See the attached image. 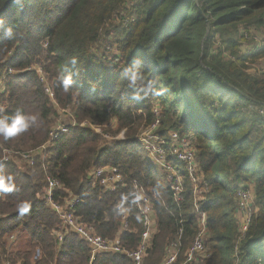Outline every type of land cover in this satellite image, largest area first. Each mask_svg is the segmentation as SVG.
Masks as SVG:
<instances>
[{
    "label": "trees",
    "instance_id": "trees-1",
    "mask_svg": "<svg viewBox=\"0 0 264 264\" xmlns=\"http://www.w3.org/2000/svg\"><path fill=\"white\" fill-rule=\"evenodd\" d=\"M126 5L129 19L117 29L115 63L104 62L94 46ZM263 26L264 0H0V75L7 68L20 73L0 96V118L17 110L38 117V126L25 133L0 136V175L11 176L15 186L0 192V264H133L121 254L91 261L88 246L72 233L58 243L61 220L43 205L49 180L60 186L54 202L78 199L79 221L126 251L141 242L134 186L142 188L155 229L141 264H163L176 241L174 264H181L201 217L209 257L189 264H264V74L246 73L264 60V45L239 51L244 33ZM34 68L49 79L54 103L73 118L51 141L58 128L54 106ZM66 77L73 81L67 91ZM155 120L169 144L170 131L193 144L196 185L168 158L184 182L179 202L137 142ZM75 121L98 128L114 122L117 138L106 143ZM34 150L22 165L15 163ZM3 151L10 152L6 163ZM103 167L121 176L113 192L87 179L91 169ZM239 188H249L253 198L243 235L235 223ZM12 236L17 239L10 243Z\"/></svg>",
    "mask_w": 264,
    "mask_h": 264
},
{
    "label": "built area",
    "instance_id": "built-area-1",
    "mask_svg": "<svg viewBox=\"0 0 264 264\" xmlns=\"http://www.w3.org/2000/svg\"><path fill=\"white\" fill-rule=\"evenodd\" d=\"M33 70H36L35 68ZM40 77L42 76L41 71ZM20 74L13 69L7 68L3 69L0 75V96L3 95L6 89V85L10 79L16 78ZM41 82V79H40ZM45 93L52 98V94L47 87H44ZM154 113L158 115L156 108ZM58 128L55 129V133H51V139H55L59 134H64L67 132L68 128L64 123L58 124ZM159 121L155 120L151 125L143 129L138 137L137 142L142 148V151L146 159L154 165L162 174L167 176L169 182V189L173 192L175 201L179 202L181 200V193L183 192V179L177 168L168 160L171 157L172 161L177 164H181L184 173L189 176L191 183L196 185V174L197 164L196 157L194 153V148L192 142L181 139L177 133L170 131L168 139L171 144L168 143L166 138L159 134ZM49 141V142H50ZM46 143V145L49 144ZM45 145V146H46ZM42 146L38 149L44 150ZM34 152H30L27 155H23L24 158L30 159ZM10 152L3 151V157L1 162L6 163L9 159ZM34 157V156H33ZM31 161V160H30ZM31 163V162H30ZM199 176V175H198ZM197 176V177H198ZM93 185H97L103 190L113 192L121 182V176L117 169L111 167L103 168H93L88 174L87 178ZM135 189L137 190V211L142 218V234L141 242L139 247L133 251H126L120 246L113 244L112 242L96 236L92 229L82 224L79 219L75 216L74 208L78 204V199H68L62 202H54L53 194L60 188L59 184L54 180H49L45 190V196L43 200V205L45 208L53 211L61 220V230L55 233L56 240L61 243L63 240V233H72L78 237L83 243H85L91 253V261L95 259L98 254H116L124 255L127 259H130L133 264H141L144 252L149 247V240L151 235L154 233V213L150 199L142 188L135 184ZM196 189V188H195ZM238 199L239 212L242 213L243 217L246 219L242 222L244 232L249 226L252 212L250 211V200L251 193L245 189L239 188L236 193ZM123 222L121 228L126 230L128 228L125 222V215L122 217ZM200 231L195 235L192 240L190 247L184 254V261L182 264H189L191 262H202L209 257V248L205 242V229L203 226V218H200ZM244 234V233H243ZM179 248V243L176 241L170 245L166 251V256L163 264H174L177 260V251ZM8 264V263H7Z\"/></svg>",
    "mask_w": 264,
    "mask_h": 264
},
{
    "label": "rangeland",
    "instance_id": "rangeland-1",
    "mask_svg": "<svg viewBox=\"0 0 264 264\" xmlns=\"http://www.w3.org/2000/svg\"><path fill=\"white\" fill-rule=\"evenodd\" d=\"M129 5H126L122 10L120 9L116 14H114L113 19L110 23H108L106 25V29L105 32L102 34V40L100 42H97L96 45L94 46V52H96V55H98V57H101L102 60L104 62H112L115 63L114 58L112 57L114 52H115V41L121 37V34L117 31L118 27L120 26V24L125 21L128 20L129 18L127 17V12L129 10ZM110 24H112L110 26ZM240 32L243 31V28L240 27L239 28ZM107 32V33H106ZM243 37V41L241 42V45L239 47V51H242L243 53H247L253 50H256L258 48H260L261 46L264 45V26L263 27H259V28H252V29H248L247 32L244 33ZM6 60V59H5ZM36 69V74L38 76V79H41V84L43 85V87H47L49 89V91L51 92V84L49 79L44 75V73H42V71L40 69ZM42 73V76L40 77V72ZM246 73L247 74H260L263 75L264 74V60H258L257 62L253 63V64H249L247 69H246ZM52 94V92H51ZM53 95V94H52ZM49 97V96H48ZM50 98V97H49ZM53 106H54V116H52L51 120L54 123V125H58L61 123H69V122H73V118L71 117V113H70V109H60L58 108V106L56 105V102L54 103V100H52L53 98H50ZM76 124H80L79 127H83L86 129H89L90 131H92L95 135H97L98 137L102 138L103 141H105L106 143H112L114 140H116V136L114 135V133L112 132L115 129V123L111 122L109 125L104 126L103 128H98L95 127L94 124L90 123V122H81L78 123L77 121H75ZM143 130V129H142ZM141 130V131H142ZM140 131V132H141ZM36 151V150H34ZM34 151H29V152H24V155H27L30 152H34ZM13 156V155H12ZM20 158H22V161H17L15 160V163H19L20 165L23 164V159H28V158H24L23 155L20 156ZM192 184V183H191ZM240 187H244L243 184H239ZM247 191H249L252 195V191L248 188L246 189ZM199 199V195L196 198V202ZM253 198L251 197L250 200V211L252 212L253 208H252V204H253ZM235 201H236V210H237V214H236V225H237V231L240 235H243L244 230L243 229V224L242 222L246 219V217L242 215L241 212H239L238 210L240 209L238 206V199H237V195L235 197ZM198 210V207H196V211ZM200 215V214H199ZM198 215V216H199ZM18 231V235H19ZM23 234V232H21ZM20 233V237L23 240L24 236ZM18 236V237H19ZM13 238H10V243H12L13 241H15L17 239V237L12 236ZM7 242L9 245H11L7 239ZM182 264V263H181Z\"/></svg>",
    "mask_w": 264,
    "mask_h": 264
},
{
    "label": "clouds",
    "instance_id": "clouds-1",
    "mask_svg": "<svg viewBox=\"0 0 264 264\" xmlns=\"http://www.w3.org/2000/svg\"><path fill=\"white\" fill-rule=\"evenodd\" d=\"M6 36H11V30H6ZM73 65L76 64V60L71 61ZM73 81L71 77H66L63 79V86L67 91L72 85ZM38 126V117L35 114H25L21 110H17L12 116H5L0 118V136L5 140L17 137L29 129ZM14 184L12 182V177L0 175V192L10 193L14 190ZM23 211H27L25 208Z\"/></svg>",
    "mask_w": 264,
    "mask_h": 264
},
{
    "label": "crops",
    "instance_id": "crops-1",
    "mask_svg": "<svg viewBox=\"0 0 264 264\" xmlns=\"http://www.w3.org/2000/svg\"><path fill=\"white\" fill-rule=\"evenodd\" d=\"M15 236H17V237H18V234H17V235H15Z\"/></svg>",
    "mask_w": 264,
    "mask_h": 264
}]
</instances>
